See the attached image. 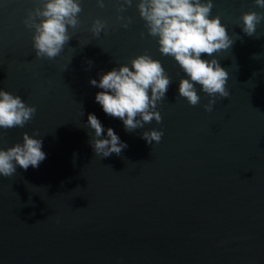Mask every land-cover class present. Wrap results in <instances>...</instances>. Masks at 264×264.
Listing matches in <instances>:
<instances>
[{"label": "water", "instance_id": "obj_1", "mask_svg": "<svg viewBox=\"0 0 264 264\" xmlns=\"http://www.w3.org/2000/svg\"><path fill=\"white\" fill-rule=\"evenodd\" d=\"M213 5L210 18L219 16L234 43L215 54L229 96L206 112L198 85V105L178 96L187 77L159 53L135 2L121 13L118 0L103 8L81 0L80 28L49 61L36 59L22 23L34 0H0V90L36 108L23 128L3 133L0 148L38 132L46 154L38 168L0 177V264H264V21L253 37L237 26L264 9L253 0ZM118 15L131 18L127 29ZM96 19L107 34L93 37ZM141 54L172 83L157 105L162 122L126 132L95 102L101 89L89 80ZM89 114L127 145L120 156H95ZM151 130L163 132L159 143L141 139Z\"/></svg>", "mask_w": 264, "mask_h": 264}, {"label": "clouds", "instance_id": "obj_2", "mask_svg": "<svg viewBox=\"0 0 264 264\" xmlns=\"http://www.w3.org/2000/svg\"><path fill=\"white\" fill-rule=\"evenodd\" d=\"M118 12H125L135 2L139 18L144 22L148 36L155 38L162 56L173 58L176 65L187 77L180 79L178 96L189 106L201 101L200 92L209 97L204 111L211 112L217 97L227 99L226 84L229 73L223 69L215 54L232 47L234 40L221 24L219 16L211 17L213 0H118ZM97 6L104 7V0H96ZM254 6L264 9V0H253ZM34 7L26 12L22 23L32 32L31 44L36 59L54 60L72 38L69 30L80 28L81 0H34ZM120 27L127 29L132 23L130 17H116ZM244 35L253 37L257 25L264 21V14L247 12L239 17ZM107 22L93 20L89 31L93 37L101 32L107 34ZM144 33H141L143 36ZM202 56L211 59H202ZM256 57V56H255ZM91 61L88 64L91 65ZM65 71V69H64ZM170 77L162 64L148 54H141L129 64L113 68L100 75L99 81L89 80V85L101 91L94 100L102 111L122 121L126 132L142 129L155 121L162 122L157 105L164 100L170 84ZM36 114L34 106L27 105L20 96L0 90V143L3 133L14 128H23ZM83 115V112L81 113ZM92 132L89 140L93 152L100 159L113 154L120 156L127 145L120 141L113 129L105 130L94 114H89L84 125ZM106 135V138H101ZM34 132L30 137L21 134L22 143H16L6 150L0 148V177L11 178L19 167L35 169L45 160L42 139ZM163 132L143 131L141 139L147 144L159 143ZM79 188V187H77ZM80 189V188H79ZM27 206V205H23Z\"/></svg>", "mask_w": 264, "mask_h": 264}]
</instances>
